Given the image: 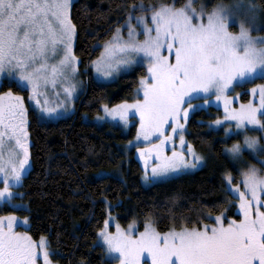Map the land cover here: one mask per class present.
<instances>
[{
  "label": "snow or ice",
  "instance_id": "6c2138e0",
  "mask_svg": "<svg viewBox=\"0 0 264 264\" xmlns=\"http://www.w3.org/2000/svg\"><path fill=\"white\" fill-rule=\"evenodd\" d=\"M134 12L138 14L133 16ZM235 15L233 6L223 4L206 12L203 5L199 11L192 7V0L180 7L175 0L158 4L138 0L130 5L125 21L127 36L117 27L91 61L105 78L136 64L146 66L136 89L142 98L103 106L106 116L119 117L125 124L130 114L138 115L137 141L142 137L146 146L137 151L145 164L146 182L184 174L204 163V157L186 141L181 123L198 107L189 101L201 94L215 93L216 100L224 101L225 116L211 125H226V137L244 133L242 142L225 148L232 160L240 162L247 150L264 165V84L250 89L258 102L249 100L238 108L231 106L233 97L226 95L241 83L264 79V36L250 34L256 25L255 6L246 9L237 33L229 31ZM76 34L71 0H0V78L28 91L38 120L59 117L58 109L66 110L75 92ZM58 85H62L64 101L50 107L47 89ZM29 123L25 97L11 88L0 92V201L6 203H11L12 189L22 185L31 166ZM250 128L262 135H248ZM174 135L179 137V148ZM239 172L236 184L231 172L224 174L225 191L237 198L239 220L225 212L209 213L208 218L215 221L212 225L177 228L173 224L161 232L146 219L143 231L134 234L133 224L122 229L117 223L115 232H110L114 217L109 212L97 233L105 256L118 264H264V169L249 163ZM17 221L14 214L0 216V264H40L41 260L53 264L47 238L41 235L34 240L28 232L15 231ZM23 223H28V217Z\"/></svg>",
  "mask_w": 264,
  "mask_h": 264
},
{
  "label": "trees",
  "instance_id": "16d2710c",
  "mask_svg": "<svg viewBox=\"0 0 264 264\" xmlns=\"http://www.w3.org/2000/svg\"><path fill=\"white\" fill-rule=\"evenodd\" d=\"M192 1L196 5L204 1L206 9H211L223 0ZM186 2L175 0V5ZM257 2L264 10V0ZM135 3L138 0L72 2L71 18L77 33L74 53L84 89L76 99L75 110L66 117L38 120L37 113L29 109L31 166L17 187L14 200L18 205L0 204V215L28 217L26 230L34 240L41 235L47 238L54 253L51 259L58 264H115L105 256L97 235L109 212L124 226L137 221L141 230L145 220L151 219L161 232L173 224L178 228L182 224L198 227L214 223L209 213L215 216L225 212L228 218H241L237 198L225 191L224 181L225 172L232 173L234 182L239 178V167L225 147L240 136L225 137L223 128L208 127L209 121L222 116L221 109L199 108L187 120L186 136L205 156L203 167L150 185L142 181L143 168L134 150L125 146L134 136L135 126L125 130L117 123H97L85 117L100 113L103 105L134 98L138 76L144 73L142 66L102 83L95 79L91 61L100 55L102 44L115 29L125 23L130 5ZM263 80L257 78L240 88ZM9 88L26 93L14 82L1 84L0 92ZM249 97L244 91L241 98L246 101Z\"/></svg>",
  "mask_w": 264,
  "mask_h": 264
},
{
  "label": "rangeland",
  "instance_id": "374dc122",
  "mask_svg": "<svg viewBox=\"0 0 264 264\" xmlns=\"http://www.w3.org/2000/svg\"><path fill=\"white\" fill-rule=\"evenodd\" d=\"M73 1L74 0H71V4H72ZM218 4H223V5H226V6H233V10L236 12V15L233 16V17H231L230 23H229V31H231L233 33L239 32V20L245 18V15L244 14H245L246 9L249 7V5L255 6V11L257 13L256 25L251 30L250 34L252 36H254V37L264 36V10L260 7V5L257 2V0H223V1H219L216 5H218ZM201 5H203V7H204V9H205L206 12L207 11H211L212 8H213L212 7L211 9H206L205 2L204 1L200 5H196L192 1V7H194L197 11L200 10ZM133 16H135V15H133ZM132 23H133V25H136L137 24V22H136L135 19L132 20ZM119 27L122 28V34L125 35V36H127V27H125V23L122 26H119ZM140 39H143V35L142 34L140 36ZM75 40H76V38H74V41H73V51H74V46H75ZM164 54L167 55L168 53L165 52ZM139 66H142L143 67V70H144V73L138 76V83H139V77L146 74L145 73L146 66L145 65H142V64L133 65L131 67V69H129V70H123V69H121V71H119L118 73H114L112 76L107 77V78L102 77L99 74H97L95 68L94 67L93 68H94L95 79L97 81H99V82L107 83V82L114 81L115 79H117L122 74H126V73H128L130 71H134V69H136V67H139ZM77 69H78L77 74L75 75L74 80H73V82L76 83V89H75V92H74V94H73L70 102L66 105V110L58 109V111L61 112V115L59 117H55V118H45L43 120L54 121V120H57L59 118L66 117V116L70 115L71 113H73V111L75 110L76 99L79 97L80 93L84 89V83H83V80H82V78L80 76V73H79L80 72V69H79V59H78ZM254 80H251L250 82H252ZM11 82L12 81L10 79H8V78H0V85L1 84H4V83H11ZM246 83H248V82H246ZM246 83H241L237 87H235L233 90L226 92V95L227 96L233 97V100L231 102V106L232 107L238 108L241 103H247L249 100H254V102H258V97L254 98L252 96L251 92H250V89L253 86L257 85V84H264V80L263 81H257L254 84H251L250 86H248L246 89L245 88H240L241 86L245 85ZM136 89H137V87H136ZM7 90H5V91H7ZM244 91H247L249 93V96H250L249 99L246 100V101L242 100V98H241L242 97V94L244 93ZM13 92L19 93V94H21V95H23L25 97V105L28 108V118H30L29 117V109H33L37 113V115H38V110L35 108L34 103L28 100V91L27 90H26V93H24V92H17V91H13ZM47 92H48V101H49V106L50 107H55L57 103H62L64 101V95H63V92H62V85H58L55 89L49 87L47 89ZM57 93H60V94L57 95ZM137 98H142V96H139L138 97L136 95V92H135L134 98L132 100H128V101L131 103L134 99H137ZM206 100H210L211 103H207L206 104L205 103ZM122 101H124V100H122ZM122 101L118 102L117 104L121 103ZM189 103L198 106L197 108H195L193 110H190L189 115H191L193 113V111L196 110V109L204 108V109L207 110L211 106H214V107H217V108L221 109V111H222V116L219 117V118H223L225 116V112H224V101L223 100H219V101L216 100L215 93H213L211 97L204 96L203 94H201L199 97H197V98L192 99L191 101H189ZM114 105H116V104H114ZM114 105H112V106H114ZM103 106H102V109H101V112L100 113H98V114H96V115H94L92 117H89L88 115H85L86 119H88L90 121L92 120L93 122H97V123H103V122L117 123V124L121 125L125 130H129L132 126H135V134L125 144V146L128 149H133L134 150V156L140 162V164H141V166L143 168V176H142L143 183L145 185H150V184L155 183V182H159V181L166 180V179H161V180H156V181H152V182H146L144 180L145 164H144V161L140 158V155H139L137 149L138 148L145 147L146 146V142L143 140L142 137L139 139V142L137 141V135L136 134H137V128L139 126V117H138V115H131L130 114L129 117H128V123L125 124V122L122 121L119 117L106 116V114H105V112L103 110ZM107 106L109 108L112 107V106H109V105H107ZM183 106L184 107H187L188 104H185ZM131 111H134V110H130V112ZM97 116L104 117V118L103 119H97ZM216 119H214V120H216ZM214 120H211V121H214ZM211 121L208 122V127L210 129L218 130V129H221V128L226 127V125H223V126L211 125V123H210ZM181 123H184L185 124V130H184V133L183 134L185 136L186 141H189L188 138H187V136H186L187 121L185 122V121L181 120ZM165 127L168 129V131H171L170 126L166 125ZM28 131H29V129H28ZM247 134L250 135V136H261L262 135L260 132L253 131L251 128L249 129V131H248ZM236 135H239L240 137L238 139H236L235 141H233V143L236 142V141H241L242 142L243 141V136H244V133L243 132H239L238 134H235V135H229L228 137L236 136ZM174 141H175V146L177 148H179L180 147V145H179V137L176 136V135H174ZM151 142L152 143H155V140H152ZM261 142L264 143V140H262ZM30 144H31V140H30V135H29V152H30ZM231 145H228L226 147H230ZM171 147H172V145L169 144L168 148H166V151L168 152L169 155L171 154V151H170ZM195 150L197 151L198 154H200V155H202L204 157V163L201 164L198 168L189 170L186 173L194 172L197 169L203 167V165L205 164V156L201 152H199L196 148H195ZM245 152L247 153V156L244 155ZM244 153H243V156H242L240 162H237V161H234L233 160L238 165L239 169L240 168H246L249 163L250 164H254V165H256L259 168H262V166H264V165H261L259 163V161L256 158H254V156L252 154L249 153V151L245 150ZM226 154L229 156V154L227 152H226ZM30 162H31V159H30ZM154 162H155V160H154V157H153L152 160H150V162H149V167H148V171L149 172H150V165H151V163H154ZM28 171H26L25 175L27 174ZM262 174H264V172H262ZM172 177H175V176H171L169 178H172ZM169 178H167V179H169ZM240 179H241V177H240V174H239V178H238L237 182L232 181V183H234V184L239 183L240 182ZM2 186L3 185L0 184V187H2ZM17 187H14L12 189V191L15 193L14 197L18 193ZM14 197H13L11 203H8V204H10L11 206L16 207L18 205V202L16 200H14ZM4 203H6V202L0 201V204H4ZM11 214H14V213H11ZM111 214H112V217H114V221H113V223L108 228V230L110 232H115V224H117V223L120 225V227L122 229H127L130 224H133L135 226L134 234H138V232L143 231V229L142 230L139 229L138 222L137 221H132L128 225H125L124 226V225H121L119 223V221H118V219H117V217H116L115 214H113V213H111ZM7 215H9V214H3V215H0V216H7ZM14 215L16 217H18V221H17V223L15 225V231H17V232H28L26 230L27 229V224H24L23 223L24 218H22V217H20L19 215H16V214H14ZM214 223H215V221H214ZM214 223H208V225H212ZM225 224H227V223H225ZM98 243H100L102 245V242L99 239H98ZM112 260H114V259H112ZM114 261H115V264H118V261L117 260H114ZM40 264H42V260L40 261ZM53 264H58V263H56V262L53 261Z\"/></svg>",
  "mask_w": 264,
  "mask_h": 264
}]
</instances>
